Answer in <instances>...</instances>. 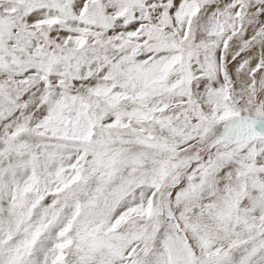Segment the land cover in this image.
I'll return each instance as SVG.
<instances>
[{"label":"snow or ice","instance_id":"snow-or-ice-1","mask_svg":"<svg viewBox=\"0 0 264 264\" xmlns=\"http://www.w3.org/2000/svg\"><path fill=\"white\" fill-rule=\"evenodd\" d=\"M0 264H264V0H0Z\"/></svg>","mask_w":264,"mask_h":264}]
</instances>
